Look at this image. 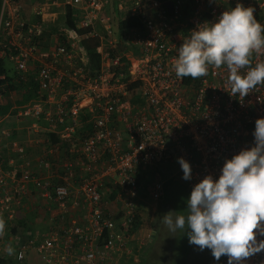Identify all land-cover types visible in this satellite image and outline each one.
I'll return each instance as SVG.
<instances>
[{
  "label": "built area",
  "instance_id": "obj_1",
  "mask_svg": "<svg viewBox=\"0 0 264 264\" xmlns=\"http://www.w3.org/2000/svg\"><path fill=\"white\" fill-rule=\"evenodd\" d=\"M25 1L0 0V58L14 63L16 84L34 92L15 106L18 119L60 142L36 165L24 158L25 144L12 142L23 161L9 169L0 162V220L14 221L17 206L36 190L53 224L25 239L0 236V247L7 255L12 245L18 263L141 264L149 234L136 242L132 233L140 201L164 194V181L146 190V178L153 180L160 164L168 171L167 164L184 157L192 168L190 195L196 183L206 175L218 178L226 159L253 144L255 121L264 116V85L232 96L224 89H230L226 66L178 78V48L198 25L237 3L261 13L264 25V0H35L34 21L25 16ZM55 9L50 26L45 14ZM126 17L138 24L119 26L115 35L113 25ZM89 40L98 41V69L85 48ZM250 60L253 66L264 62V50ZM18 90L8 94L12 102ZM65 142L72 148L63 153ZM76 178L87 209L83 218L75 214L81 205ZM244 264H264V251Z\"/></svg>",
  "mask_w": 264,
  "mask_h": 264
},
{
  "label": "clouds",
  "instance_id": "obj_2",
  "mask_svg": "<svg viewBox=\"0 0 264 264\" xmlns=\"http://www.w3.org/2000/svg\"><path fill=\"white\" fill-rule=\"evenodd\" d=\"M262 50L264 25L256 19L252 7L237 3L214 22L206 21L191 31L178 48L175 75L196 79L206 76L210 66H226L230 89H224L232 96L245 97L264 85V62L253 66L250 60L253 53ZM253 137L250 147L226 159L218 178L206 175L194 185L185 213L174 215L169 211L162 217L169 231L183 230L189 244L201 251L209 249L216 261L226 256L227 264H244L264 251V116L256 119ZM178 162L183 179H191V163L184 157ZM161 171L172 174L170 169ZM163 181L165 186V177ZM4 231L5 223L0 220V236ZM4 251L11 256L15 249L9 244Z\"/></svg>",
  "mask_w": 264,
  "mask_h": 264
},
{
  "label": "crops",
  "instance_id": "obj_3",
  "mask_svg": "<svg viewBox=\"0 0 264 264\" xmlns=\"http://www.w3.org/2000/svg\"><path fill=\"white\" fill-rule=\"evenodd\" d=\"M34 4H35V0H27V1L23 2L25 16H26V18L30 19L31 21H34L36 18H38V16H36L34 14L35 13ZM57 9L59 11V8H57ZM57 9L52 10L49 13L45 14L47 24H49L50 26H54L53 25L54 24L53 18H54L55 11ZM11 76L13 77L14 74ZM17 82L18 81L16 80V83ZM28 85H29V83L26 84V87ZM17 86H18L19 90H22L23 92L18 90V91H15V94H16V92H17V94L20 93V94H22L21 97L24 98L23 94H26V88L24 87L25 84H23V86H22V84L19 83V84H17ZM6 101L9 103H7ZM0 103L1 104H9V107H10L9 111L7 113H5L4 116L0 117V121L5 119L8 122H11V125L9 127H6V128L11 127V130H13V128H14V130L17 129L19 131L26 130V128H24V125H21L20 119L16 118V120L12 121V119L10 118V117H12V115H15L17 117V115H16L17 109L15 108V106L20 105L22 103L17 102V101L12 102L9 97L0 98ZM2 136H0V138L5 140V142L9 143V144L16 137V136H12V134H10L9 136H5V135H2ZM48 141H49V143H48L47 147L45 148L47 150V153H48V149H50L51 147H57L58 146V143H51L49 139H48ZM79 142H80V137L77 136V138L74 140L73 147L78 146ZM11 145H13V143ZM71 146H72V144L65 142V143L61 144L60 148H61L62 152H65L69 148H72ZM13 148H12V150H11V148H10V150H8V148H5L7 151H6V153H4V155H3V153L0 152V161L3 162V165L5 163H7L6 168H12L14 166V164L17 165L23 161V158L18 153L14 154L16 152L14 151ZM26 149H27V145H26ZM12 151H13V153H12ZM43 155H45V154L43 153V154H41L35 158H32V159L29 158V159L33 160L34 165H36L37 164V162H36L37 158H39L40 156H43ZM3 156L5 157V160L7 159V162H5L3 160L4 159ZM24 158H28L27 152L24 153ZM78 186H79L78 179L76 178L75 184H74L75 198L81 200V205L75 209V214L80 215L83 218L85 216V214L87 213V211H86L87 209L84 206V203L81 199V195L79 193ZM164 194H165V186H164ZM164 194H163V196H164ZM163 196L160 200H157V202H156L157 204L155 202L150 203L151 199H147V198H145V200H143V201H140L139 220L137 221V224L133 227L132 233H134V237L136 238V242L139 238H141V237L144 238L145 235L149 234V237L147 239H145L146 240L145 244L142 246L143 256L141 257V264H144L145 261H148V263H149L150 255L153 254L154 249L157 247L156 245H157L158 238L160 235H163V231L161 229L162 224H158V223H161L162 217L164 215V212L162 213L160 208H158V201H160V203H161L164 200ZM72 198H74V197H72ZM145 201L147 202L148 205L149 204L151 205L150 209H149V207L146 209H143V204ZM168 204H170V203H168ZM170 206H171L172 210L174 211L173 205L170 204ZM48 207H49V205L46 203L45 199L41 196V194L38 191L34 190L33 192H31V194L28 197L22 199L21 205L17 206V212L18 213H17L16 219L12 222H8L5 224V231L1 237L11 236V234H12L10 231L11 226L15 222L19 223L20 221H23L26 224H28V227H30L31 229H28V231H25V230H27L25 228L22 229L25 231V233L26 232L30 233V232H34L36 230H41L42 228H44L46 226L52 225L53 220L50 218V210ZM174 212L176 213V211H174ZM0 251H1L0 254L6 255L3 252V249H1V247H0ZM6 258H14V254L11 256H9L7 254ZM27 264H29V263L27 262Z\"/></svg>",
  "mask_w": 264,
  "mask_h": 264
},
{
  "label": "rangeland",
  "instance_id": "obj_4",
  "mask_svg": "<svg viewBox=\"0 0 264 264\" xmlns=\"http://www.w3.org/2000/svg\"><path fill=\"white\" fill-rule=\"evenodd\" d=\"M113 11H116L113 8ZM118 27L116 24L113 25V31L115 33V35L118 34ZM5 59V64L6 67L9 69V74L13 75L15 74V69H14V63L8 59V57H4ZM22 94H19L16 96V100L17 102L22 101L21 97ZM7 102V101H6ZM2 116V115H1ZM0 116V117H1ZM13 120H16V116L12 115V117H10ZM18 119V118H17ZM21 120V119H20ZM21 125H24V128H26V121L25 120H21ZM9 132H13V130H11L10 128H7ZM17 130V129H16ZM45 131H39V132H34L31 129H27L24 131H19L17 130V134L15 139H13V141H18L20 143L26 144L27 145V154H28V158H35L41 154H43L46 151V147L49 143L48 141V137L46 136ZM2 136V135H0ZM3 137V136H2ZM11 141V142H13ZM6 143L5 140L0 138V152L6 153V149L8 148V150H12V143ZM61 149V148H60ZM13 153V151H12ZM64 153V152H63ZM17 154V153H14ZM3 158H5L3 156ZM169 165V167H172L170 169V172H172L171 175L166 176L164 175V173L161 172V170H165V165L164 164H160L159 166H157L155 168L154 174H153V180L148 177L146 178L145 181V185H144V189L149 190L150 186L152 185V182L154 180L156 181H163L164 177H165V194H164V200L160 203V201H158V208H160L161 212L164 214H166L169 211H173L170 204L173 205V209L175 212H173V214H183L186 212V207H187V197L189 196V191H188V180L183 179V171L182 168L180 166V164L178 163V161L173 162L172 164H167L166 167ZM140 193V197H141ZM143 198V197H141ZM147 199H151V202H157L152 196H147ZM145 199V198H144ZM139 200V199H138ZM143 201V200H142ZM170 203V204H168ZM157 204V203H156ZM151 208V205L147 204V202L145 201L143 204V209ZM161 219V218H160ZM159 222V221H158ZM157 224V223H156ZM158 224H162L161 228L165 226L166 228V232L165 235H168V239L169 242H171L173 239L183 236L184 234L186 235V233L183 232V230L178 229V232L180 234L176 232H171L168 230L167 226L163 224V222L161 221V223ZM176 233V234H175ZM183 233V234H182ZM148 235V234H147ZM145 235V236H147ZM170 235H172V238H170ZM4 240H6V238L4 237ZM157 247L154 249L153 254L150 255V261L148 263H144V264H223V260H224V256H222L220 258L219 261H216L213 256L211 255V251L209 249H204L203 251H201L197 246H193V248L188 252V255L185 257V259L181 260L179 256L174 257V255H176V253H174V249H173V245L172 247H170L169 249L163 250L161 253V249H162V244L160 243V239H158L157 241ZM170 246V245H169ZM142 256H143V252H142ZM168 258H171L170 262L168 260ZM149 260V259H148Z\"/></svg>",
  "mask_w": 264,
  "mask_h": 264
},
{
  "label": "trees",
  "instance_id": "obj_5",
  "mask_svg": "<svg viewBox=\"0 0 264 264\" xmlns=\"http://www.w3.org/2000/svg\"><path fill=\"white\" fill-rule=\"evenodd\" d=\"M256 19L259 20L261 17V13L256 14ZM70 24H73V20H70ZM138 24L137 18L133 17H126L123 18L121 20V22L118 23V28L119 26H135ZM85 48L87 49L89 56H90V60H91V64L93 66L94 69H98L100 66V55L97 53L96 51V46L98 45V41L97 40H89V41H85ZM4 75V78H1V76ZM23 86V84H22ZM133 86H136V83L133 84ZM18 87L16 84L15 79L9 74V69L6 67L5 64V59L4 58H0V95L2 97H7L8 94L12 91L15 90V88ZM26 96L22 99V101H20V103H24L27 100H29V98L34 97V92L30 91V92H26ZM140 100V98H134V101ZM10 107L9 104H1L0 103V116H4L5 113H7L9 111ZM1 116V117H2ZM11 125V122H8L7 120H2L0 121V135H1V131L3 128L9 127ZM12 136H16L17 134V130H14L12 133ZM46 136L48 137V139L50 140L51 143H58L60 142V138L51 132H47ZM5 162H7V159L5 160V158L3 159ZM3 167H7V163H5L3 165ZM165 177L168 176L167 173H164ZM141 179V176H140ZM27 229L25 231H28V229H31L30 227H28V224H26L23 221L15 222L14 224H12L11 226V235H16L15 237H19L20 239H25V238H29V236L33 233V232H26L22 229ZM28 233V235H27ZM177 233L179 234L178 230ZM176 234V233H175ZM181 234V233H180ZM179 234V236H180ZM183 234V233H182ZM8 238V237H7ZM173 245V249H174V253H176V255H174V257L179 256L181 260L185 259V257L188 255V252L193 248L194 245L189 244L188 242V236L187 234L180 236L179 237L173 239L170 242V247H172ZM171 260V258H170ZM0 264H17V262H15L14 258H4L1 257L0 258Z\"/></svg>",
  "mask_w": 264,
  "mask_h": 264
},
{
  "label": "flooded vegetation",
  "instance_id": "obj_6",
  "mask_svg": "<svg viewBox=\"0 0 264 264\" xmlns=\"http://www.w3.org/2000/svg\"><path fill=\"white\" fill-rule=\"evenodd\" d=\"M163 231V235H160L158 239H160V243L162 244V249H161V253L163 250L169 249L170 248V242L168 239V235H165L166 232V228L165 226L161 228ZM170 238H172V235H170ZM169 262H170V258H168ZM145 263H147V261H145Z\"/></svg>",
  "mask_w": 264,
  "mask_h": 264
}]
</instances>
